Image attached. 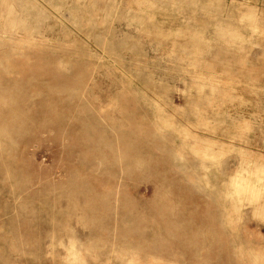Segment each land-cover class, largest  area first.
Listing matches in <instances>:
<instances>
[{"label":"rangeland","instance_id":"374dc122","mask_svg":"<svg viewBox=\"0 0 264 264\" xmlns=\"http://www.w3.org/2000/svg\"><path fill=\"white\" fill-rule=\"evenodd\" d=\"M0 264H264V0H0Z\"/></svg>","mask_w":264,"mask_h":264}]
</instances>
